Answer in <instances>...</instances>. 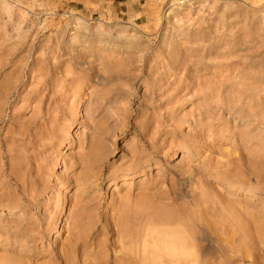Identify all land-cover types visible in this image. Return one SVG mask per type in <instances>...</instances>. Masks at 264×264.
<instances>
[{"label":"rangeland","instance_id":"obj_1","mask_svg":"<svg viewBox=\"0 0 264 264\" xmlns=\"http://www.w3.org/2000/svg\"><path fill=\"white\" fill-rule=\"evenodd\" d=\"M134 197L264 264V0H0V264H134Z\"/></svg>","mask_w":264,"mask_h":264},{"label":"bare ground","instance_id":"obj_2","mask_svg":"<svg viewBox=\"0 0 264 264\" xmlns=\"http://www.w3.org/2000/svg\"><path fill=\"white\" fill-rule=\"evenodd\" d=\"M184 1V0H183ZM184 4V3H183ZM213 82V81H212ZM202 83V82H201ZM203 84V83H202ZM153 157H155V156H153ZM135 158H137V157H135ZM152 159H154V158H152ZM80 164H81V162H79ZM134 166V165H133ZM171 187V186H170ZM152 194V193H151ZM141 195V194H140ZM173 195V194H172ZM138 197V196H137ZM137 197H134V198H136V199H133V204H134V211L132 212V213H130V212H128V210L127 209H125V207L127 208V206H125V205H128V207H129V204L127 203V204H125L124 206H122L121 207V209H120V213H119V215L117 216V221L116 222H114V223H110V225H106V227L105 228H108L109 229V231H112L113 232V234H115V235H117V237H118V239H119V243L123 246V249H124V254L123 255H125L124 257L127 259V258H129L131 261H132V263H134V264H140V262L142 261V258H141V255H140V252H138V251H131L130 249H126L124 246L127 244V243H129L128 242V240H127V234L129 235L130 234V236H131V231L132 232H139V231H141L142 229H144V230H147L148 229V231H145V232H147V236L149 235V230L151 231V230H153V228H157V227H159V225H163L162 227H164V226H167V227H171V226H173V227H171L170 229H163V230H159V228H161V227H159V228H157L158 229V231H159V235H161V234H165V235H172V237L174 238V236H178V235H175L176 233H179L180 235H179V237L178 238H176V240L174 239H165L166 237L165 236H163V237H165L164 239H163V241L164 240H166L167 242L168 241H171V244H170V246L171 247H174L173 245L175 244V246H176V244L177 243H179L178 245L179 246H181L182 245V247H184L186 244H187V246H190L189 244H190V242H189V240H188V228L186 227V225H184L183 224V222H181L182 220L179 218V216L176 214V213H173V212H171V211H167V210H165V209H163V208H160V207H155L154 209H149L147 206H146V204L145 203H143V201H141V200H139L140 199V197H139V199L137 198ZM128 199V198H127ZM138 199V200H137ZM159 199V198H158ZM129 200V199H128ZM134 200L136 201V203L134 202ZM172 200V199H171ZM173 201V200H172ZM178 204V203H177ZM130 208V207H129ZM173 208L174 209H176L177 208V206L176 205H174L173 206ZM179 208H180V206H179ZM185 207H183L182 209H180V210H183ZM132 209H133V206H132ZM177 210V209H176ZM181 212V211H180ZM182 215V214H181ZM156 225V226H155ZM155 226V227H154ZM153 227V228H152ZM177 227V228H176ZM147 228V229H146ZM152 228V229H151ZM102 229V228H101ZM162 229V228H161ZM183 229L184 230H186V232L185 231H183ZM104 230V229H103ZM154 231H156L155 229H154ZM154 231H151L152 232V234L154 233ZM150 232V233H151ZM157 232V231H156ZM158 233V232H157ZM156 233V234H157ZM155 234V233H154ZM134 235L136 236V234L134 233ZM145 235V236H146ZM158 235V236H159ZM140 236V235H139ZM146 236V237H147ZM151 236V235H150ZM133 237V236H132ZM137 237V236H136ZM156 238L157 237V235H153V237H152V239L151 240H153V238ZM162 237V236H161ZM160 236L158 237V241H159V243H157V244H153L154 246H153V248L154 249H152V248H150L151 246H149V251L152 249V251L151 252H153V256H152V258H156V257H158L157 255H160V254H158V252L157 251H159L158 250V247H156V245H159V244H162V243H160V239L159 238H161ZM162 237V238H163ZM154 238V239H155ZM169 238V237H168ZM134 239V238H133ZM137 239V238H136ZM155 241V240H154ZM165 241V242H166ZM174 241H176V242H174ZM166 242V243H167ZM131 243V242H130ZM164 243V242H163ZM150 244V243H149ZM181 244V245H180ZM77 245V244H76ZM143 245V244H142ZM151 245V244H150ZM80 246V245H79ZM144 246H147L146 245V243H145V245ZM144 246H143V248H144ZM162 249H163V245H161L160 246ZM137 248V247H136ZM141 248V247H140ZM155 248H157V249H155ZM168 248V247H167ZM166 248V250H169V251H164V252H166V253H164L163 252V250H165V248L162 250L161 249V251L162 252H160V253H162V256L164 255L165 256V254H167V252L169 253L170 251H171V253L173 252V254H168V256L170 257H168L167 258V261L165 260V262H163V260L161 261V262H163L162 264H165L166 262H167V264H169L168 263V261L169 262H171V263H173V264H189V262L191 261L190 259L192 258V254L191 253H189L191 250H190V248H188V250L186 249V247H185V251L184 252H182V253H180V254H178L179 256H177L176 255V252L175 251H172V249L170 250V249H167ZM170 248V247H169ZM177 248V247H176ZM176 248H173V250H175ZM179 248V247H178ZM135 249V248H134ZM146 249V248H145ZM184 249V248H183ZM182 249V250H183ZM137 250H138V248H137ZM142 251V250H141ZM144 251V250H143ZM156 253H155V252ZM188 251V252H187ZM175 252V253H174ZM150 253V252H149ZM66 254V253H65ZM142 254V253H141ZM151 254V253H150ZM155 254H157V255H155ZM194 254V253H193ZM144 255V254H143ZM148 255V254H147ZM146 255V256H147ZM155 255V256H154ZM145 256V255H144ZM161 256V255H160ZM62 257V256H61ZM148 257V256H147ZM167 257V256H166ZM151 258V259H152ZM66 259V258H65ZM129 259H127V261L129 260ZM159 257H158V262H156V260H154V261H149L151 264L153 263V264H159ZM162 259V258H161ZM165 259V258H164ZM60 260V263H64V260L62 259V258H60L59 259ZM149 260V259H148ZM153 260V259H152ZM67 261V260H66ZM84 261V260H83ZM125 261V260H124ZM147 261V260H146ZM66 263H68V262H66ZM149 263V264H150Z\"/></svg>","mask_w":264,"mask_h":264}]
</instances>
